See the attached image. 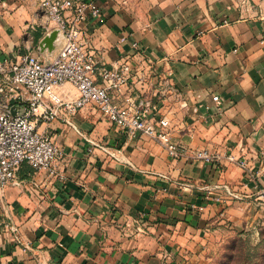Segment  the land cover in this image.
<instances>
[{
	"label": "crops",
	"instance_id": "obj_1",
	"mask_svg": "<svg viewBox=\"0 0 264 264\" xmlns=\"http://www.w3.org/2000/svg\"><path fill=\"white\" fill-rule=\"evenodd\" d=\"M96 1L101 15L82 23V38L101 63L137 61L139 42L173 72L177 92L161 108L173 139L246 156L258 180L226 157L174 158L89 103L72 116L76 127L41 126L64 151L56 166L64 178L24 163L21 183L0 188V264H196L222 232L249 228L250 210L264 207V0ZM52 27L41 0H0V59H52L63 44L47 40ZM222 183L237 195L214 201Z\"/></svg>",
	"mask_w": 264,
	"mask_h": 264
},
{
	"label": "built area",
	"instance_id": "obj_2",
	"mask_svg": "<svg viewBox=\"0 0 264 264\" xmlns=\"http://www.w3.org/2000/svg\"><path fill=\"white\" fill-rule=\"evenodd\" d=\"M41 8L53 23L49 33L57 30L63 44L52 59L32 53L0 59L1 189L21 183L19 172L24 163L64 178L56 167L64 151L41 126L62 119L76 127L72 116L89 103L128 135L145 134L158 140L174 158L221 164L226 157L246 169L248 180H258L259 174L246 156L192 148L173 139L172 121L161 110L163 101L177 92L173 72L158 69L159 60L144 55L139 42L132 43L135 53L141 55L137 61L119 58L111 65L101 63L82 38V23L101 15L96 0H41ZM66 84L77 89L76 96L65 92ZM128 87L132 93L125 92ZM213 99L220 102L218 94ZM215 187L224 193L211 192L214 201L223 202L225 197L237 195L228 183ZM260 190L264 201V184ZM2 230L0 226V234Z\"/></svg>",
	"mask_w": 264,
	"mask_h": 264
},
{
	"label": "rangeland",
	"instance_id": "obj_3",
	"mask_svg": "<svg viewBox=\"0 0 264 264\" xmlns=\"http://www.w3.org/2000/svg\"><path fill=\"white\" fill-rule=\"evenodd\" d=\"M248 221L249 228L222 232L196 264H264V207L250 210Z\"/></svg>",
	"mask_w": 264,
	"mask_h": 264
},
{
	"label": "water",
	"instance_id": "obj_4",
	"mask_svg": "<svg viewBox=\"0 0 264 264\" xmlns=\"http://www.w3.org/2000/svg\"><path fill=\"white\" fill-rule=\"evenodd\" d=\"M57 36H58V31L57 30H53L49 35H48V37H47V40L49 39V40H56V38H57Z\"/></svg>",
	"mask_w": 264,
	"mask_h": 264
}]
</instances>
